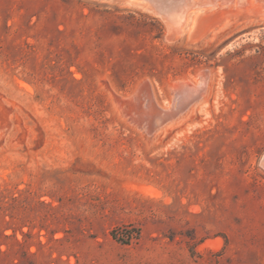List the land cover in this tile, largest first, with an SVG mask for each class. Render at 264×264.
Returning a JSON list of instances; mask_svg holds the SVG:
<instances>
[{
    "label": "rangeland",
    "instance_id": "rangeland-1",
    "mask_svg": "<svg viewBox=\"0 0 264 264\" xmlns=\"http://www.w3.org/2000/svg\"><path fill=\"white\" fill-rule=\"evenodd\" d=\"M190 15L0 0V264H264V23Z\"/></svg>",
    "mask_w": 264,
    "mask_h": 264
},
{
    "label": "bare ground",
    "instance_id": "bare-ground-1",
    "mask_svg": "<svg viewBox=\"0 0 264 264\" xmlns=\"http://www.w3.org/2000/svg\"><path fill=\"white\" fill-rule=\"evenodd\" d=\"M123 4L132 7L133 9L145 10L156 14L163 20L167 30L169 31L168 34H170V31L179 35L183 34L187 16L191 13V20L187 24L188 27L185 32V36L189 39L194 36V33H197L193 30L196 27L198 28L200 25L209 21H217L218 23V21H223L239 14L246 16V18H251L249 19V23L250 21H257V24H259L258 22H262V24L264 23V0H123ZM198 13H200V17H198L199 23L194 22L193 27H190L189 25L191 24V21L198 16ZM239 18L237 16V19ZM201 82H203L202 79L200 80V83ZM183 85H186V83H183ZM196 89L197 84L188 87L187 94L196 91ZM197 108H199V104L192 102L186 110V114L194 110L196 111ZM181 117L182 115L177 117L174 121L164 123L159 130L165 131L170 126H173V124Z\"/></svg>",
    "mask_w": 264,
    "mask_h": 264
},
{
    "label": "water",
    "instance_id": "water-1",
    "mask_svg": "<svg viewBox=\"0 0 264 264\" xmlns=\"http://www.w3.org/2000/svg\"><path fill=\"white\" fill-rule=\"evenodd\" d=\"M183 86H182L183 89L179 92V94L182 95L183 98H193L194 93L198 92V90L196 89V91H193V92L187 94L188 87H190L192 85L186 84ZM180 110H181V108L179 106H174L173 104H171V106L168 107L167 109L160 111L159 117L162 120H170V119L174 118L180 112Z\"/></svg>",
    "mask_w": 264,
    "mask_h": 264
}]
</instances>
